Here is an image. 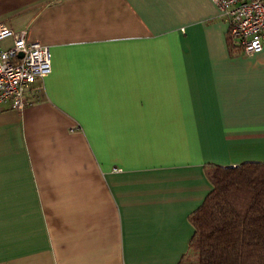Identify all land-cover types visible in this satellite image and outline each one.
I'll list each match as a JSON object with an SVG mask.
<instances>
[{"label":"crops","instance_id":"obj_1","mask_svg":"<svg viewBox=\"0 0 264 264\" xmlns=\"http://www.w3.org/2000/svg\"><path fill=\"white\" fill-rule=\"evenodd\" d=\"M0 27L51 53L0 106V264H196L207 166L264 163V42L232 51L211 0H0Z\"/></svg>","mask_w":264,"mask_h":264},{"label":"trees","instance_id":"obj_2","mask_svg":"<svg viewBox=\"0 0 264 264\" xmlns=\"http://www.w3.org/2000/svg\"><path fill=\"white\" fill-rule=\"evenodd\" d=\"M207 167L212 188L189 217L188 253L196 264H264V163Z\"/></svg>","mask_w":264,"mask_h":264},{"label":"built area","instance_id":"obj_3","mask_svg":"<svg viewBox=\"0 0 264 264\" xmlns=\"http://www.w3.org/2000/svg\"><path fill=\"white\" fill-rule=\"evenodd\" d=\"M211 1L229 24L231 50L245 55L261 52L264 0ZM5 40L11 41L7 47L2 46ZM50 73L51 53L47 46L26 41V31L14 32L0 27V106L8 103L15 111L23 110L28 89L35 83H42Z\"/></svg>","mask_w":264,"mask_h":264},{"label":"water","instance_id":"obj_4","mask_svg":"<svg viewBox=\"0 0 264 264\" xmlns=\"http://www.w3.org/2000/svg\"><path fill=\"white\" fill-rule=\"evenodd\" d=\"M20 57H22V55H19Z\"/></svg>","mask_w":264,"mask_h":264}]
</instances>
